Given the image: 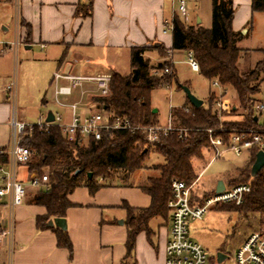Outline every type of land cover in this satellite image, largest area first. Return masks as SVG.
Returning <instances> with one entry per match:
<instances>
[{"label": "trees", "instance_id": "16d2710c", "mask_svg": "<svg viewBox=\"0 0 264 264\" xmlns=\"http://www.w3.org/2000/svg\"><path fill=\"white\" fill-rule=\"evenodd\" d=\"M258 11H264V0H252V13ZM91 12L92 1L86 6H78L75 14L89 15ZM234 14L233 0H212L210 28L201 23L190 24L179 13L173 18L171 51H193L199 63L200 74L210 83L218 80L223 87L234 90L245 120L221 121L220 116L213 110L216 100L214 92L209 94L208 107L204 104L194 107L187 99L182 106L171 109L173 124L187 128L188 131L183 136H179L176 131L167 135L161 134L160 142L155 145L154 151L163 156L164 163L153 166L158 170V175L148 176L144 183L138 185L151 197V204L140 208L124 205L129 214L126 221L129 226L126 241L129 255L133 253L137 235L143 230L148 231L152 218L161 216L171 220L168 204L172 198V182L180 180L191 184L198 176L194 160L202 158L205 152L213 156L208 129L213 130V136H222L228 144L232 131L259 129L264 126L259 123L260 113L255 107L254 98L264 76V48L255 49L263 57L254 67L242 68L241 60L248 51L238 46L245 34L233 29ZM21 25L26 27L25 40L28 41L32 34L31 27L22 21ZM166 50L162 43H153L150 48L133 47L129 74L112 72L110 94L95 99L100 108H106L109 115L127 118L135 126L159 124L158 111L153 112L152 91L174 82L180 89L183 85L189 87L188 82H179L174 63H170L169 59L152 64L151 59L145 56L147 51H156L158 56H163ZM166 67L172 69L171 73L162 71ZM154 70L158 73L155 74ZM43 102L46 103L45 100ZM230 112L237 113V108H232ZM21 142L32 152L28 166L30 175L41 176L45 173L44 169L49 175L50 189H38L32 198L33 203L46 209L44 215L37 216L36 225L39 229L54 230L58 245L67 248L71 255L73 244L67 232L57 227H47L48 221L55 217H65L66 210L71 206L68 196L75 188L86 186L94 193L102 185L101 181L114 175L130 178V175L145 167L143 163L152 148L144 132L140 130H115L105 133L100 140L79 144L66 140L60 128L55 125L47 130L37 125L32 129L26 128L21 134ZM259 150L258 146L248 149V163L236 168V175L229 181L234 186H250V191L244 194L242 203L224 202L220 208L234 210L247 219L258 218L259 226L263 225L264 228V167L255 177L251 175V168ZM5 159L6 157L2 158ZM194 194L193 187L192 203Z\"/></svg>", "mask_w": 264, "mask_h": 264}, {"label": "crops", "instance_id": "0c3cea01", "mask_svg": "<svg viewBox=\"0 0 264 264\" xmlns=\"http://www.w3.org/2000/svg\"><path fill=\"white\" fill-rule=\"evenodd\" d=\"M90 1L91 14H75L78 6H86ZM8 3L15 8L14 0ZM233 3L232 27L235 31H242L249 26L253 15L252 0H233ZM177 6L178 0H19V24L17 19L16 24L20 44L17 47L0 46V52H7V55L13 52L16 57L21 54L28 59L30 51L37 47V53L32 55L36 65L50 63L56 66V70L80 73L117 72L108 68V63H118L122 55L130 58L133 47L162 43L172 57L180 52L171 51L172 31H165L166 25L178 14ZM186 8L188 23L197 24L199 20L206 28L212 26V0H186ZM21 21L31 27L28 41L25 40L26 27L21 25ZM2 29L8 31L6 26ZM246 32L244 30L243 34ZM174 69L177 74L175 66ZM186 82L190 88V82ZM5 86L0 89V147L8 148L13 136L11 120L14 106ZM212 92L216 96L220 94L219 89ZM228 93L223 97L232 104ZM79 98L76 93L68 100L77 101ZM231 107L237 108L233 104ZM94 109L86 99L79 112L84 114ZM57 111L62 113L65 121H69V110ZM226 112L230 113V110ZM241 116L243 119L238 122L245 120L244 115ZM159 124L167 125L160 120ZM29 176V168H19V177L27 185ZM101 184L94 193L86 186H79L68 196L71 206L64 218L67 222L65 231L73 244L72 255L67 248L58 245L54 230L37 227L36 218L44 215L46 209L32 202L36 189L27 186L25 202L13 210L6 201L1 202L0 226L13 227L11 264H165L170 218H152L148 231L143 230L137 235L133 253L129 255L126 246L129 214L124 205L148 207L151 197L138 186L140 183L124 182L119 177L110 182L101 181ZM218 255L221 261H218ZM218 255L215 264H224L225 254L220 252ZM7 258L6 248L2 247L0 264H7Z\"/></svg>", "mask_w": 264, "mask_h": 264}, {"label": "built area", "instance_id": "2783aa9c", "mask_svg": "<svg viewBox=\"0 0 264 264\" xmlns=\"http://www.w3.org/2000/svg\"><path fill=\"white\" fill-rule=\"evenodd\" d=\"M5 1V0H1ZM17 11V23L19 24V0H14ZM177 13L187 20L186 0H178ZM173 30V20L166 25L165 31ZM20 44L19 35L12 45L17 47ZM187 62L193 71L199 72V63L193 51L186 52ZM163 72L171 73L172 69L166 67ZM154 73H158L154 70ZM112 73H80L72 70H56L52 75L53 101L60 109L70 111L69 121H65L60 111H53L54 121L36 124L41 129H49L52 125L58 126L62 135L69 142L86 144L90 140H100L105 133L115 130H140L152 148L161 140V134L167 135L176 131L179 136L187 133L188 129L176 127L172 122L170 114L167 125H132L131 122L120 116L109 115L106 108H98L81 114L79 108L81 103L92 96H108L110 94V83ZM16 81L6 84L5 89L9 100L13 102L14 114L11 120L13 131L12 142L8 148L0 147V203L6 201L11 210L25 202L28 187L36 190L50 189L49 175L47 172L41 176L30 175L28 185L19 177V168L28 169L31 159V150L22 144L21 134L26 128L32 129L34 125H28L25 121L16 116ZM212 85L219 89V96H216L214 106L219 113L232 109L229 101L224 99L227 88L223 87L218 80ZM79 94L77 101H64L63 97H71ZM264 110V103H261L257 111ZM223 130V129H221ZM210 142L213 148L211 161L221 157L226 151H232L236 156L242 155L253 146L264 150V126L259 129L234 130L227 144L222 136H213V130L208 129ZM6 157L5 160L2 158ZM194 184H186L180 180L172 182V198L168 207L171 215L170 237L166 245L165 264H209L210 258L205 248L193 240L189 235L190 220L202 219L206 211L215 203L235 202L241 204L245 193L250 191L248 184H239L232 189H226L221 193H215L203 204L192 203L191 190ZM6 248L7 259L11 264L13 254V227L0 226V249ZM237 264H264V231H253L235 253Z\"/></svg>", "mask_w": 264, "mask_h": 264}, {"label": "rangeland", "instance_id": "374dc122", "mask_svg": "<svg viewBox=\"0 0 264 264\" xmlns=\"http://www.w3.org/2000/svg\"><path fill=\"white\" fill-rule=\"evenodd\" d=\"M16 17V8L11 7L8 2H0L1 47L13 45L16 42L19 35ZM2 26H6L8 31H4ZM244 30H247V32L244 38L238 42V46L248 52L244 53L241 66L243 69H250L263 57L255 49L264 48V11L254 12L249 26L242 29L241 32L243 33ZM37 51V47L30 51L29 60L23 58L21 54L16 57L13 52L8 55L7 52H0V89L8 83L16 81V116L18 119H24L28 125L44 122L49 111L60 109L53 101V87L50 85L52 75L57 68L50 63L36 65L37 63L32 60L35 57L32 55L36 54ZM146 57L151 59L152 64H157L165 58L169 59L170 63L173 62L178 72L179 82L189 81L192 93L199 99L204 100L205 107L209 106V94L212 91H217L218 88L214 87L200 72L193 71L189 67L186 52H176L172 57L167 50L163 53V56H158L156 53L150 54L148 51ZM107 67L127 75L130 72V58L127 55H122L118 63H114V65L108 63ZM227 91L231 103L237 106V113L223 112L221 114L216 110L217 107H214L213 110L220 116L221 121H241L243 119L241 114L244 112L238 97L232 88L228 87ZM99 97L102 96L89 98L90 105L96 109L100 108V105L95 101ZM254 98L256 99L255 107L257 109L261 103H264V76L260 80V89ZM44 99L49 102L44 103ZM62 100L69 101L67 97H63ZM151 102L152 106L158 111L160 122L167 124L171 107H179L185 103V92L183 89L178 88L174 82L168 86L155 88L151 93ZM259 113V121L264 124V110L259 111ZM211 157L205 152L202 158L194 160V167L198 176L191 184H194V203L196 204L205 203L208 198L216 193V185L219 180L225 183L226 189H232L234 185L229 183L230 178L236 175V168L248 163L249 153L244 152L242 155L236 156L232 151H226L214 161H211ZM162 163H164L163 156L151 148L150 154L143 163L145 167L136 171L132 176L130 175V178L126 179L122 175H114L103 182H110L117 177H122L124 182L144 183L148 176L158 175V170L153 166ZM43 171L46 172L47 170L44 169ZM222 204L224 202L213 204L202 219L190 220L189 235L205 248L210 258L209 264H215L217 255L220 252H223L226 256L224 264H237L234 256L238 246L251 232L263 231L264 228L263 225L259 226L258 218L247 219L234 210L221 209ZM7 264H10L9 259H7Z\"/></svg>", "mask_w": 264, "mask_h": 264}, {"label": "water", "instance_id": "95a60500", "mask_svg": "<svg viewBox=\"0 0 264 264\" xmlns=\"http://www.w3.org/2000/svg\"><path fill=\"white\" fill-rule=\"evenodd\" d=\"M200 21L198 20V23ZM182 89L183 91L185 92L186 96H187V99L189 100V102L194 106V107H199L201 105H203V100L202 99H199L198 97H196L191 89L186 86V85H183L182 86ZM153 112H157V109L154 108L153 109ZM46 121L47 122H53L54 121V114H53V111H49L47 113V118H46ZM264 167V150L261 149L258 151L257 155H256V159H255V162L253 163L252 165V168H251V175L253 177H255L259 171L262 170V168ZM89 176L91 177L92 176V173L89 174ZM226 186H225V183L222 181V180H219L217 185H216V192L217 193H221L225 190ZM120 223H123V221L121 220ZM54 226H57L63 230H65L67 228V222H66V219L64 217H55V218H52L48 221L47 223V227H54ZM218 261H221V259L219 258V255H218Z\"/></svg>", "mask_w": 264, "mask_h": 264}]
</instances>
